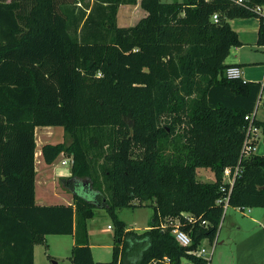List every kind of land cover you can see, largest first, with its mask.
<instances>
[{"label":"trees","instance_id":"16d2710c","mask_svg":"<svg viewBox=\"0 0 264 264\" xmlns=\"http://www.w3.org/2000/svg\"><path fill=\"white\" fill-rule=\"evenodd\" d=\"M136 1L0 0V264H34V244L52 233L73 234L71 264L163 255L179 264L215 236L223 169L238 162L229 203L264 206V153L239 161L244 115L263 85L224 74L230 47L242 43L229 19L258 16L264 45V14L254 9L264 0H139L145 14L118 25L119 4ZM256 122L264 143V117ZM37 125L72 136L41 145L46 164L71 156L70 203L35 201ZM198 167L215 178L198 179ZM145 204L150 227L127 229L117 208ZM97 206L114 224L103 261L92 256L87 226ZM175 216L192 236L187 248L157 226Z\"/></svg>","mask_w":264,"mask_h":264},{"label":"rangeland","instance_id":"374dc122","mask_svg":"<svg viewBox=\"0 0 264 264\" xmlns=\"http://www.w3.org/2000/svg\"><path fill=\"white\" fill-rule=\"evenodd\" d=\"M142 13L143 9L139 0L136 3H124L118 7L116 23L118 25L134 24L143 16ZM248 17L250 16L241 17L243 19L240 21V35L238 30L231 25L242 43L232 45L225 59L227 63L237 60L241 63L243 69L242 78L244 80H259L263 85L262 100L257 112L258 119H262L264 117V45L256 43L254 31H251L250 25L244 20L248 19ZM256 18H258L259 24V17L256 16ZM39 127L41 128L36 130L35 135L37 140L35 152V166L37 168L36 192H38L39 187H43L39 185L41 181L38 180V177L43 176L41 173L44 174L42 165H45L41 156V145L45 142L57 141L68 143L72 138L70 133L62 126L41 125ZM258 144V153L263 154V141H259ZM65 154L67 153L64 152ZM196 176L198 179L204 181L215 178L213 171L209 167H198ZM48 177L51 182L53 180L54 182L56 181V185L50 183L46 187H43V189L52 192L55 186H58V183L60 184L61 182L58 175H55L51 170ZM61 189L60 191L65 192V188L62 187ZM94 212V216L89 221L91 241L94 243V247H92L94 251L93 255L96 260L98 257L102 261L109 260L112 257L113 220L104 207L97 206ZM116 212L118 218L123 220L125 224L132 225L131 228H142L145 225H150L153 216V208L149 204L124 206L117 208ZM107 223L113 225L112 228H109ZM105 243H110V246L106 247ZM202 244L208 250L211 248L209 238H204ZM71 246L70 234H47L45 242H40L37 245L35 264H71ZM136 256L135 254L132 257L135 259ZM55 261L56 263H54ZM185 262V259L182 258L181 264H185ZM209 264H264V206L246 205L244 210L236 209L234 206L227 207L219 223L217 243L215 244Z\"/></svg>","mask_w":264,"mask_h":264},{"label":"built area","instance_id":"2783aa9c","mask_svg":"<svg viewBox=\"0 0 264 264\" xmlns=\"http://www.w3.org/2000/svg\"><path fill=\"white\" fill-rule=\"evenodd\" d=\"M235 1L243 2L244 0H235ZM254 9L257 12H263V6L261 5H256ZM217 18H218L217 13H213L212 19L217 20ZM224 74L230 78H236V77L242 78V68L237 64H230L224 69ZM261 100H262V89L260 91L259 97L256 100L253 109L244 115L246 124L244 126V137L240 148L239 161L243 157L248 156L250 153H258L257 150L258 143L259 141H262V129L261 126L257 124L256 120L258 119L257 112ZM71 161L72 158H70V162ZM65 162L66 160L63 159L62 163ZM239 172H240L239 162L233 166H229V165L225 166L223 169L222 180L219 187L221 190V195L216 199V203L222 206V210H223L222 217L225 214L227 207L229 206H234L236 209L239 210H244L246 206L239 204L231 205L229 203L230 192L234 180ZM181 216L184 217L187 221L193 220V215L190 212L182 211ZM201 223L207 224L205 220H202ZM180 225H181V218L179 216H175L165 220H161L157 226L160 227L162 230L166 229L167 227H170L169 231L174 236V239L177 241V243L187 248L192 244V236L189 234V232L181 228ZM217 232L215 236L212 239H210L211 248L209 250L202 244V240L204 238H208V237H204L195 247H189L186 249V253L180 257L179 264H181L182 258L185 259L186 261L185 264H194V258L204 261L199 264H209V260L214 252L215 244L217 243ZM146 264H175V263L172 261L171 257L167 255H163V256L150 258L146 262Z\"/></svg>","mask_w":264,"mask_h":264},{"label":"crops","instance_id":"0c3cea01","mask_svg":"<svg viewBox=\"0 0 264 264\" xmlns=\"http://www.w3.org/2000/svg\"><path fill=\"white\" fill-rule=\"evenodd\" d=\"M122 4H124V3L119 4V6L122 5ZM117 12H118V10H117ZM262 13L264 14V6H263V12ZM142 14L143 15L145 14L144 9H143V13ZM242 19L243 18H241V17H234V18L229 19L230 25H232L233 28L238 30L239 35L241 34V29H240L241 23H240V21H242ZM244 20L248 23V25H250L251 31H254V34H255V37H256V43H257L258 18H256V16H250V17H248V19H244ZM119 25H121V24H119ZM225 62L227 63L226 59H225ZM228 63L237 64V65L241 66V63L238 60L237 61H231V62H228ZM242 73H243V69H242ZM248 80H254V79H248ZM39 126H41V125L35 126V135H36V130H38V128H41ZM43 126H52V125H43ZM48 128H50V127H48ZM36 142H37V140H36ZM258 148H259V144H258ZM258 148H257V150H258ZM70 158H71L70 155H68V154L64 155V153H60L55 158V160L53 162H51V165L50 164H46L43 161V163H45V165H42L43 166L42 169L44 170V174L41 173L43 176L38 177L39 178L38 180L41 181L39 183V185L43 186V187H46L47 184H50V183H52L53 185L54 184L56 185V181L54 182V180H53V182H51V180H49L48 174H49L50 170L55 175H58L59 181L61 183L60 184L58 183V186H55L54 189L52 188L53 189L52 192L51 191L50 192L47 191V189L44 190L43 187H39L38 192H36V190H35V201L37 203H39V204H54V203H60V202L70 203L72 201L71 192L68 189V186H66L67 185V177L70 175V172H69L70 171V164H71ZM63 159L66 160L65 163H62ZM35 169L37 171L36 166H35ZM48 169H50V170H48ZM41 178H43V179H41ZM35 180H36V177H35ZM36 183H37V181H36ZM62 187L65 188V192L64 191H60V190H62L61 189ZM92 217L87 219V226H88V233H89V244L91 246L92 256L95 259L94 255H93L94 251L92 249V247H94V243H92V241H91V229H90V225H89V221H90V219ZM107 224H108L107 226L109 228H112L113 225H111L110 223H107ZM131 227H132V225L126 224V228L127 229H129ZM148 227H150V225H145L142 228H132V229H136L137 231H142V230H144L145 228H148ZM46 235H45V238H46ZM70 236H71V244L73 245V243H74L73 234H70ZM45 238H44L43 242H45ZM38 244L39 243H35L34 244V264H35V260H36V249H37V245ZM105 246L109 247L110 243H105ZM100 259L101 258L98 257L97 260H100ZM54 263H56V261Z\"/></svg>","mask_w":264,"mask_h":264}]
</instances>
